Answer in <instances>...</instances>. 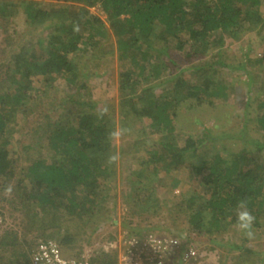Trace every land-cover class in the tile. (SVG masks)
Instances as JSON below:
<instances>
[{
    "label": "trees",
    "instance_id": "16d2710c",
    "mask_svg": "<svg viewBox=\"0 0 264 264\" xmlns=\"http://www.w3.org/2000/svg\"><path fill=\"white\" fill-rule=\"evenodd\" d=\"M95 6L106 14L105 19L92 13L91 7ZM19 14L32 37L15 43L13 34L20 37L25 31L14 28L7 32L3 49L10 50L3 61L5 75L0 79V180L4 187L15 174L14 133L23 129L28 119L26 107L45 100L44 94L54 89L57 79L71 84L80 79L77 92L64 99L72 104L63 109L52 128L42 129L40 140L37 132L43 125L41 119L36 122L39 126L27 131L34 133V139L26 148L35 151L16 189L21 192V202H30L28 211L35 223L50 215H66L67 220L100 215L102 204L96 203L105 200L110 191L109 181L115 175L119 153L112 144L117 123L114 104L95 99L85 82L98 67L97 61L88 66L93 63L89 56L96 49L112 53L114 44L124 63L118 93L119 118L123 128L134 118L143 123L139 129L146 137L133 143L138 149L132 175L137 181L134 201L147 203L149 193L138 185L151 174L169 173L183 164L187 151L195 155L200 150L190 134L184 135V144L179 142L183 136L177 132L175 120L180 108L191 109L211 99L227 98V86L217 79V70L210 69L216 64L225 65L221 47L226 38L238 41L254 24L264 35V0H0V17L8 16L13 21ZM184 52L188 59L196 60L191 81L182 75L174 79L170 74L165 76L163 69L167 66L162 61L168 59L178 66L176 56ZM248 64L254 70L249 71L247 80L250 85L256 82L263 95L256 100L260 110L256 121L264 133V53L250 57ZM32 76L42 78L43 92L32 84ZM159 86L161 93L157 92ZM41 116L48 119L47 123L51 121L49 113ZM254 145L237 151L227 148L226 154L218 151L194 162L191 171L205 184L202 191L193 189L185 200L191 227L185 234L188 242L206 239L220 244L218 235L223 227L237 224L236 209L241 200L247 201L255 216L253 229L264 225V138H256ZM59 227L49 224L42 230L49 234L59 230L62 248L73 246L77 234L68 227ZM17 238L11 230L0 234V264H30L28 251L16 248ZM213 244L203 251L217 254L200 264H226L230 258L222 260L223 254L218 255ZM243 244L226 245L228 250L240 251L237 257L241 258L254 252ZM7 250L11 253L5 254ZM96 262L115 264L114 259L105 258Z\"/></svg>",
    "mask_w": 264,
    "mask_h": 264
},
{
    "label": "rangeland",
    "instance_id": "374dc122",
    "mask_svg": "<svg viewBox=\"0 0 264 264\" xmlns=\"http://www.w3.org/2000/svg\"><path fill=\"white\" fill-rule=\"evenodd\" d=\"M91 11L94 14H98L102 19L106 18V14L98 6L91 7ZM10 20L8 16L5 19L0 17V79L5 75L6 63L3 61L10 56V50L3 52L6 47L7 32L11 33L14 28L20 31L24 29L25 33L20 37L16 33L13 34V38H16L15 43H22L24 41L23 38L32 37L30 33H27L30 29L23 24L22 14H19L17 19ZM258 29L255 24L252 25L238 41L226 38L224 45L221 47L225 65L216 64L210 68L213 72L217 70L215 73L217 79L227 86V98L211 99L191 109L186 106L180 108L175 120L177 132L183 136L179 142L184 144V135L190 134L196 139V146L200 150L196 151L197 154L195 155L187 151L183 164L169 173L151 174L144 182L139 184L138 186L143 191H148L146 194L149 193L148 198L150 200L147 198V203H144V201L136 203L134 201V196L137 192L133 188L137 187L134 186L137 181L136 177L132 175V171L137 167L134 153L136 154L138 149L134 148L133 143L139 137H146V134H143V131L139 129L143 123L139 119L134 118V121L128 122L129 124L123 128L119 118V101L121 98L118 93L121 85L120 74L124 69V63L119 60L114 44L111 49L112 53H106L100 48L96 49L92 54L90 53L89 57H91L93 63H89L88 66H93L95 61H97L98 67L93 70V75L88 77L85 82L93 90L92 92L95 93V99L113 102V112L117 122L112 144L116 146L119 153L115 175L109 181L110 191L105 200L98 202L100 199H97L96 202L98 203L95 202L98 205L102 204L99 211L100 215H95L94 217L87 215L82 220H67L66 215L62 214L57 217L50 215L49 218L38 219L35 223L28 211V203L30 202L27 199H24V203L21 202V192L16 189V184L25 174L24 170L35 151L33 148H26L33 143L34 139V133H28V128L31 130L35 125L39 126L36 122L41 119L43 122V125H40L41 132H37V138L40 140L42 129L45 127L48 129L52 128L55 119L62 114L63 109L72 104L71 102L67 104L64 99H67L69 95L78 90L80 79L74 84L68 83L63 78L57 79L53 83L54 89H50L47 94H44L45 100H39L36 102L37 104H31L26 107L29 111L28 119L23 122V129L19 128L14 133L15 174L5 187L2 183L3 180H0V215L4 219L0 225V234L7 230L15 232L18 236L16 248L26 252L38 238L47 237L60 242L61 234L59 230L58 233L55 230L56 233L53 232V234L42 230L47 225L60 226L62 229L68 227L78 236L73 246L62 248L64 255L70 257L75 255L82 246L93 244L94 241L104 240L117 234L122 229H129L135 232L154 230L161 233L175 231L182 235L189 233L191 227L185 200L193 189L200 192L205 184L199 175L192 173L191 169L194 162L200 157H210L218 151L226 154L228 153L227 148L230 151H237L244 146L255 147L254 140L256 138H264V133L259 129L256 121V116L258 111H260L256 100L263 98V95H260L259 89L256 88V82L250 85L247 80L249 71L254 70L248 64V59L264 53V35L258 33ZM210 55H208V58ZM176 59L179 62L178 66L168 62V59L162 61L163 65L167 66V68L163 69L165 76L170 74V78L174 79L176 76L182 75L190 82L192 78L190 73L195 72V68L192 66L196 60L188 59L185 52L178 54ZM78 68L80 76L82 72L80 70L82 69L80 66ZM205 68H208V65H205ZM41 79L40 76L31 77L32 84L40 88V92H43ZM9 84L10 81H8L7 85ZM88 88L84 92H87ZM157 92L161 93L160 86L157 88ZM42 113H49L51 121L47 123L48 119L41 116ZM145 119L146 127L148 123ZM49 123L50 125L47 126ZM211 137H215V139H210ZM53 155L55 156V154ZM47 158L50 159L51 157L47 156ZM27 182L24 184H27ZM28 188L30 189L31 186H28ZM253 231L254 237L249 239L236 226L234 227L230 223L226 224L218 235L220 244H213L206 239L193 242L198 250V264L202 260L210 261L213 253H216L215 251L207 254V252L203 251V249L209 250L212 244L219 253L218 255L223 254L222 260H226L225 258L230 256L226 264H264V225L253 229ZM38 234L41 237H37ZM244 239H247V241L243 242ZM227 243L238 245L244 243V248H249L254 252L238 258L240 251L228 250ZM4 253L9 254L11 251L7 250ZM259 253H262L263 259L260 258ZM203 263L205 264V262Z\"/></svg>",
    "mask_w": 264,
    "mask_h": 264
},
{
    "label": "built area",
    "instance_id": "2783aa9c",
    "mask_svg": "<svg viewBox=\"0 0 264 264\" xmlns=\"http://www.w3.org/2000/svg\"><path fill=\"white\" fill-rule=\"evenodd\" d=\"M4 221L0 215V225ZM30 264H95L99 258L115 264H196L198 250L185 234L175 231L135 232L122 229L117 234L82 246L73 256L63 253L60 242L40 238L29 250Z\"/></svg>",
    "mask_w": 264,
    "mask_h": 264
},
{
    "label": "clouds",
    "instance_id": "9594fccd",
    "mask_svg": "<svg viewBox=\"0 0 264 264\" xmlns=\"http://www.w3.org/2000/svg\"><path fill=\"white\" fill-rule=\"evenodd\" d=\"M254 221L255 216L249 210L247 201L241 200L238 203L236 209V226L238 230L243 232V234L246 235L249 239H252L254 237Z\"/></svg>",
    "mask_w": 264,
    "mask_h": 264
}]
</instances>
